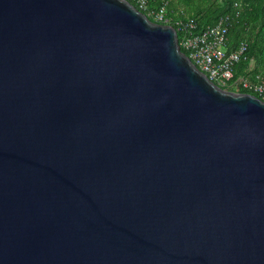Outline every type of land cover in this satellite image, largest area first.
<instances>
[{"label": "water", "instance_id": "obj_1", "mask_svg": "<svg viewBox=\"0 0 264 264\" xmlns=\"http://www.w3.org/2000/svg\"><path fill=\"white\" fill-rule=\"evenodd\" d=\"M0 264H264V102L129 0H0Z\"/></svg>", "mask_w": 264, "mask_h": 264}, {"label": "built area", "instance_id": "obj_2", "mask_svg": "<svg viewBox=\"0 0 264 264\" xmlns=\"http://www.w3.org/2000/svg\"><path fill=\"white\" fill-rule=\"evenodd\" d=\"M133 1L152 21L176 28L181 50L188 52L186 55L193 64L216 85L225 90L241 88L264 102L263 70L258 68L245 71L235 78L238 66L243 62H249L250 65L252 60L247 55L249 45L246 39L240 40L236 48L230 47L229 32L235 21L232 14H222L214 25L196 33L197 23L193 19L174 20L170 16L168 10L170 0ZM179 13H183L182 10ZM236 16H239V12Z\"/></svg>", "mask_w": 264, "mask_h": 264}, {"label": "trees", "instance_id": "obj_3", "mask_svg": "<svg viewBox=\"0 0 264 264\" xmlns=\"http://www.w3.org/2000/svg\"><path fill=\"white\" fill-rule=\"evenodd\" d=\"M133 5L137 7V4L133 0H129ZM223 5L215 13L208 16V20H204V13L207 10L208 3H212V0H170L169 13L174 20L186 21L187 19H193L197 23V30L200 32L208 26L214 25L219 17L224 13H230L234 16V23L230 28L229 40L231 49L236 48L240 40L246 39L244 35L249 31L252 26L263 28L264 27V1L263 0H222ZM258 2V14H254L252 11L253 3ZM239 5L237 8L236 5ZM182 10L183 13H179ZM239 12V16L236 14ZM179 38L181 33L179 32ZM247 40V39H246ZM248 41V40H247ZM248 57L256 59V65L260 70L264 71V52L259 54H253V46L248 41ZM185 52V51H184ZM188 54V52H185ZM249 65V62H243L238 66V72L235 76L241 72L240 68ZM228 90L234 92H246L243 89L229 88Z\"/></svg>", "mask_w": 264, "mask_h": 264}, {"label": "rangeland", "instance_id": "obj_4", "mask_svg": "<svg viewBox=\"0 0 264 264\" xmlns=\"http://www.w3.org/2000/svg\"><path fill=\"white\" fill-rule=\"evenodd\" d=\"M264 1V0H263ZM223 5L222 0H212V3H208L207 10L202 13L204 16V20H208L207 17L215 13L219 8ZM252 11L254 14H258V2L253 3ZM249 43L253 46V54H259L260 52H264V27L261 29L259 27H254L249 29V31L244 35ZM251 64L247 65L243 68H240V72L244 73L245 71L249 72L250 70L258 69L256 65V59L251 58Z\"/></svg>", "mask_w": 264, "mask_h": 264}]
</instances>
